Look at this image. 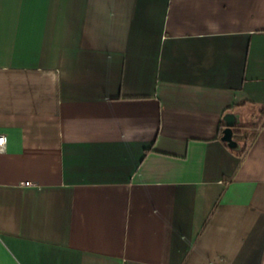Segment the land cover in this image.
Listing matches in <instances>:
<instances>
[{"label": "crops", "instance_id": "obj_1", "mask_svg": "<svg viewBox=\"0 0 264 264\" xmlns=\"http://www.w3.org/2000/svg\"><path fill=\"white\" fill-rule=\"evenodd\" d=\"M232 106L264 107V0H0V264H264Z\"/></svg>", "mask_w": 264, "mask_h": 264}, {"label": "trees", "instance_id": "obj_2", "mask_svg": "<svg viewBox=\"0 0 264 264\" xmlns=\"http://www.w3.org/2000/svg\"><path fill=\"white\" fill-rule=\"evenodd\" d=\"M232 109H233V106L227 108L225 112H230ZM260 112H261L260 113V119L258 120V124L257 125H255V126L236 125L235 128L237 127V129L234 128V138L238 141L239 144L235 148H231V147L230 148L235 150L240 155L245 154V152L247 151L249 145L252 143V141L256 137L259 128L264 127V107L261 109ZM221 124H222V126H225L224 122H221ZM250 127H251V130H252V134L250 136L246 132H242L241 131L243 129H247V128H250ZM223 129H221V136L223 134ZM249 137H251V139ZM240 140H244L245 141L244 144H240V142H239Z\"/></svg>", "mask_w": 264, "mask_h": 264}, {"label": "water", "instance_id": "obj_3", "mask_svg": "<svg viewBox=\"0 0 264 264\" xmlns=\"http://www.w3.org/2000/svg\"><path fill=\"white\" fill-rule=\"evenodd\" d=\"M225 127L221 139L225 141L229 147L235 148L238 146V141L234 138V128L237 125V118L234 113H227L224 117Z\"/></svg>", "mask_w": 264, "mask_h": 264}, {"label": "rangeland", "instance_id": "obj_4", "mask_svg": "<svg viewBox=\"0 0 264 264\" xmlns=\"http://www.w3.org/2000/svg\"><path fill=\"white\" fill-rule=\"evenodd\" d=\"M257 112L258 113H261V112H259L258 110H257ZM256 113V112H255ZM255 115V114H254ZM252 118V117H251ZM258 124V121H256V120H253V119H251V120H249L247 123H245V124H243V125H247V126H255V125H257ZM242 132H246L249 136L252 134V130H251V127L250 128H247V129H243V130H241ZM250 139H251V137H249ZM248 138V139H249ZM249 139V140H250ZM248 140V141H249ZM240 142V144H244V140H240L239 141Z\"/></svg>", "mask_w": 264, "mask_h": 264}, {"label": "built area", "instance_id": "obj_5", "mask_svg": "<svg viewBox=\"0 0 264 264\" xmlns=\"http://www.w3.org/2000/svg\"><path fill=\"white\" fill-rule=\"evenodd\" d=\"M8 142V136L4 133H0V152L4 151ZM25 184L29 185L30 182H26Z\"/></svg>", "mask_w": 264, "mask_h": 264}]
</instances>
